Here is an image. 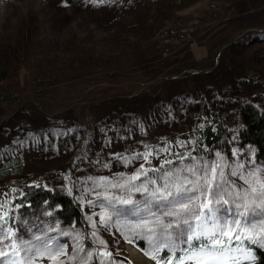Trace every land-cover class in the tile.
<instances>
[{
    "label": "rangeland",
    "instance_id": "1",
    "mask_svg": "<svg viewBox=\"0 0 264 264\" xmlns=\"http://www.w3.org/2000/svg\"><path fill=\"white\" fill-rule=\"evenodd\" d=\"M20 68L32 74L18 77ZM245 69L255 83L243 80ZM0 70L10 73L0 89V172L10 163L18 168L8 166L0 177V221H12L0 224V253H6L0 264H135L124 219L106 209L105 196L120 193L144 204L143 194L152 193L149 177H157L148 157L159 165L169 152L188 148L190 119H205L203 105L221 82L237 87L240 102L264 111L256 93L264 89V0H114L112 8L100 0H0ZM235 107L224 119L230 134L209 161L159 165L167 164L159 172L162 194L177 193L185 176L195 179L185 169L219 165L227 205L260 203L250 187L259 190L264 170L253 161L254 150L234 137L242 124ZM119 132L122 140L113 137ZM137 172L147 175L128 183ZM19 175L69 194L84 212L82 231L64 233L50 216L29 228L9 207L21 193ZM132 185L136 193L127 192Z\"/></svg>",
    "mask_w": 264,
    "mask_h": 264
},
{
    "label": "trees",
    "instance_id": "2",
    "mask_svg": "<svg viewBox=\"0 0 264 264\" xmlns=\"http://www.w3.org/2000/svg\"><path fill=\"white\" fill-rule=\"evenodd\" d=\"M65 1L72 4L78 0ZM103 2L105 6L112 8L114 0H103ZM251 71L250 69H245L243 72V80L247 83H255L256 78ZM27 73L31 72L20 68L18 69L17 75L19 77ZM9 74L8 71L0 70V89L5 88L4 82L7 81ZM193 76L191 75L190 78ZM234 81L237 80L235 79ZM38 83H42L41 80H38L37 85ZM227 84L230 83L221 82L219 84L221 89L217 91L218 93H215L216 97L203 105L205 119L202 117H193L190 119L193 130L188 134V148L181 149L174 154L169 152L168 155L162 158L160 164L162 162L168 163L170 160L186 159L188 157L209 161V154L211 155L213 150L218 148L224 138L230 134L224 124V119L231 107L236 106L235 109L240 112L242 124L240 130L234 134V137L241 145L250 146L254 150L252 159L264 170V111L261 110V105H256L248 101L240 102V96H238L236 91L237 87L234 86L232 88ZM233 84L235 85V82ZM256 93L261 96V100L264 99V89H259ZM12 96L14 99L18 98L17 96ZM223 96L227 97V99H223ZM209 106L217 108L219 114H211V111L208 109ZM139 120L143 121L141 116H139ZM109 135L110 133H107L105 138L110 139L111 137ZM113 137L122 140L117 138L121 137V132L116 133ZM150 149L151 147L149 146L144 152L145 156ZM120 157L112 162H118ZM147 163V167L151 169L153 174L157 175L156 178L149 177L150 189L153 194L147 192V194H143L141 197L142 199L147 198V207L144 205L134 206L137 201L133 197L127 198V201L132 202L131 204L121 203L120 201L125 199L121 198L120 193L116 194L118 197H114L110 192L108 195H111V199H105L109 201V203L105 201L106 209H109L114 215L118 213L117 211L119 209H125L122 224H124L125 233H128L127 236L130 237L129 242L143 252L148 251V249L153 250L154 254L152 255L156 256V260H154L155 264L157 260L160 261V264H166L169 257L173 259L174 264H177L178 258L181 257L185 261L189 256L214 254L220 248H212L210 245L205 247L204 245L209 244L207 238L202 237L199 240L193 241L187 240V236L192 235L193 232L198 230L203 231L199 226L200 222L186 214H166L170 211H178L179 209L177 203H171L178 199L179 194L172 193V195H169L168 193L165 196L162 193L167 191V189L162 190L158 186L161 182L159 172H162L167 164L160 167V164H155L149 157ZM8 166H12L15 170L14 172H18V168H16L17 164L10 163ZM5 169L0 172V177L9 174L7 169ZM165 180L168 182L167 178ZM15 185L17 188H22L21 193L9 203V207H17L19 218L24 219L30 225H40L44 222L45 217L50 216L52 217V221L58 223L64 231L68 232V230L72 229L78 234L82 231L81 227L85 223L84 212L63 189L48 188L42 181L31 184L29 183V177L20 175L15 177ZM137 187V185L136 187L133 185L129 186L127 192L136 193ZM219 204L214 205L218 208ZM221 205H224V208L236 210L234 205ZM205 212L208 214L207 210ZM185 219H188L189 224L186 225L183 223ZM6 222L12 226V221L8 219L3 222L0 221V224ZM145 223H147V227H137V225H143ZM206 224L209 227L211 226L210 222H206ZM181 233L183 235H180ZM157 248H159V251H157ZM228 249H244L250 254L251 261L249 264H264V244L255 242L254 239L242 237L239 241L235 239L231 243L226 241L224 248L221 250ZM115 264L125 263L118 262Z\"/></svg>",
    "mask_w": 264,
    "mask_h": 264
},
{
    "label": "snow or ice",
    "instance_id": "3",
    "mask_svg": "<svg viewBox=\"0 0 264 264\" xmlns=\"http://www.w3.org/2000/svg\"><path fill=\"white\" fill-rule=\"evenodd\" d=\"M95 2V0H93ZM103 3V0H100ZM147 159V157H145ZM219 165L204 166L203 168H187L185 171L191 172L195 179H189L184 177V185H175L177 189L178 199L171 203H177L179 205L178 211H170L167 215H180L186 214L189 217H193L196 221L200 222V227L203 231L193 232L192 235L187 236L188 241L199 240L202 237L207 238L209 244L204 245L212 248L223 249L226 241L231 243L233 239L239 241L241 238L254 239L255 242L264 244V219L255 220V217H264V182H260L259 190L256 187H250V195L260 201L259 204L253 202L244 204H236L235 209L232 208H217L213 209L212 205L222 203L228 204V200H224L221 196L222 181L224 173L219 170ZM219 170V173H218ZM141 175H147L146 172H137L136 174L128 178V183L140 179ZM170 175V174H168ZM219 175V178H218ZM236 175V173H232ZM241 179H244L241 177ZM248 183V181H245ZM125 185H113V187H124ZM246 193L245 195H248ZM172 195V193H169ZM203 197V202L201 201ZM219 198V199H218ZM105 199H111L105 196ZM183 201H187L186 203ZM121 203H130L127 200L120 201ZM243 209L242 211L239 209ZM207 210V213L205 212ZM219 213V215H217ZM102 219L107 222L108 217L102 216ZM206 222H210L211 226H207ZM184 224H189L188 219L183 221ZM147 223L143 225H137V227H147ZM171 227V225H169ZM95 235V233H93ZM180 235H183L181 233ZM103 243V241H100ZM159 251V248H157ZM6 255V253H0V256ZM110 255V254H106ZM149 255L151 259L156 260L155 255L145 253ZM55 259L54 257H50ZM215 259V257H212ZM189 260L195 259L193 256L187 257ZM156 264H160L157 260ZM166 264H174L173 259L169 257ZM177 264H184V258H178Z\"/></svg>",
    "mask_w": 264,
    "mask_h": 264
},
{
    "label": "bare ground",
    "instance_id": "4",
    "mask_svg": "<svg viewBox=\"0 0 264 264\" xmlns=\"http://www.w3.org/2000/svg\"><path fill=\"white\" fill-rule=\"evenodd\" d=\"M128 255L130 258L134 261L136 264H147L144 261V258L140 254L139 251H137L133 247L127 248ZM246 259L244 257H240L237 255H233L232 257H224L223 255L220 257H217L215 259H209V260H201L196 259L195 264H245Z\"/></svg>",
    "mask_w": 264,
    "mask_h": 264
}]
</instances>
